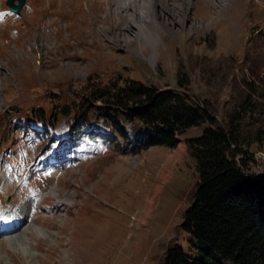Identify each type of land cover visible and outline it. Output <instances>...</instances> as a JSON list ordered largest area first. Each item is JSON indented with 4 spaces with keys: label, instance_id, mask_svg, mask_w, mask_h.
Returning a JSON list of instances; mask_svg holds the SVG:
<instances>
[{
    "label": "rangeland",
    "instance_id": "obj_1",
    "mask_svg": "<svg viewBox=\"0 0 264 264\" xmlns=\"http://www.w3.org/2000/svg\"><path fill=\"white\" fill-rule=\"evenodd\" d=\"M154 3L156 18L171 29L153 22L156 42L142 36L141 46L133 11L113 0H28L19 14L0 11V147L11 146L0 155V203L28 199L34 206L13 236L0 235V264H161L169 243L188 248L180 223L197 178L186 138L200 135L203 125L177 133L173 147H141L123 123V136L93 125L92 133L113 138L101 146L88 132L59 136L65 118L93 110L84 86L89 75L98 83L125 77L160 88L186 83L217 124L232 119L248 139L246 133L260 131V141L235 157L247 158L246 172L264 174V0ZM29 112H45L53 127L28 138ZM50 144L65 150L57 157L76 156L48 175L29 164ZM25 157L28 177L17 186L2 162L22 169ZM37 193L43 203L34 205Z\"/></svg>",
    "mask_w": 264,
    "mask_h": 264
},
{
    "label": "trees",
    "instance_id": "obj_2",
    "mask_svg": "<svg viewBox=\"0 0 264 264\" xmlns=\"http://www.w3.org/2000/svg\"><path fill=\"white\" fill-rule=\"evenodd\" d=\"M95 81L89 75L84 84L93 110L74 115L73 126L99 119L125 134L123 124H130L141 147H173L177 133L203 125L200 135L186 138L197 178L180 223L188 248L169 243L161 264H264V174L246 172L247 158L235 157L260 141V131L253 138L246 133L248 139L232 119L226 126L217 124L207 104L194 99L179 80L178 87L168 88L132 77ZM97 100L101 104H94ZM28 114L31 119L49 118L45 112Z\"/></svg>",
    "mask_w": 264,
    "mask_h": 264
},
{
    "label": "bare ground",
    "instance_id": "obj_3",
    "mask_svg": "<svg viewBox=\"0 0 264 264\" xmlns=\"http://www.w3.org/2000/svg\"><path fill=\"white\" fill-rule=\"evenodd\" d=\"M113 1L116 3H120V5L122 6V9H121L122 11H126L127 9L133 11V14L131 16L132 18L131 24L133 26L137 25L139 33H138V36L136 37H137V40L140 46L143 43L142 36L145 38V40L151 41L153 43L156 42V38L153 33L154 31L153 22L156 23L159 26V28L171 29L170 25L162 24L156 18L158 14V11H157L158 9L156 8L157 4L154 3L155 0L151 2L152 3L151 5H149L150 3L146 4L144 0H142L144 1V3H142L139 0H113ZM127 5H129V7H127ZM149 7H151V11ZM144 10H147L146 12L150 11V14H153L152 16H155L154 17L155 21L148 19L147 16L144 15ZM138 11H140V13H138ZM135 13H137L138 15L140 14L141 16H144V18H141V17L139 18L138 15H135ZM119 18L121 17L119 16ZM153 59H155V57ZM4 212H7L3 214L4 218L0 216V230L4 229L3 230L4 232L0 231V234H9L10 236H13L15 234L16 229H18L20 226H22L25 223V221H27V214L25 213V210L22 206L17 207L15 209H8V210L6 209ZM16 220H19V223L13 224V226H11L12 224L9 222L12 221L13 223Z\"/></svg>",
    "mask_w": 264,
    "mask_h": 264
},
{
    "label": "water",
    "instance_id": "obj_4",
    "mask_svg": "<svg viewBox=\"0 0 264 264\" xmlns=\"http://www.w3.org/2000/svg\"><path fill=\"white\" fill-rule=\"evenodd\" d=\"M18 2H14V0H6L7 4L9 5V7L15 11V12H19L21 6L23 5L25 0H17ZM62 112L66 113L67 112V106H63L62 107Z\"/></svg>",
    "mask_w": 264,
    "mask_h": 264
}]
</instances>
